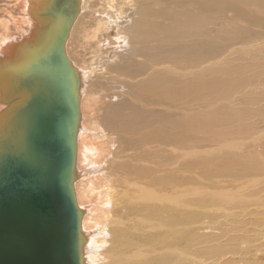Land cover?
Instances as JSON below:
<instances>
[{
	"label": "bare ground",
	"instance_id": "6f19581e",
	"mask_svg": "<svg viewBox=\"0 0 264 264\" xmlns=\"http://www.w3.org/2000/svg\"><path fill=\"white\" fill-rule=\"evenodd\" d=\"M45 2L0 0V63L33 42ZM76 3L63 48L83 264H264L263 233L241 246L255 237L234 217L264 205V0ZM202 147L201 169L182 170ZM229 203L242 210L224 226L246 228L223 239Z\"/></svg>",
	"mask_w": 264,
	"mask_h": 264
},
{
	"label": "water",
	"instance_id": "95a60500",
	"mask_svg": "<svg viewBox=\"0 0 264 264\" xmlns=\"http://www.w3.org/2000/svg\"><path fill=\"white\" fill-rule=\"evenodd\" d=\"M42 7L33 42L0 63V264H83L78 78L63 48L78 3Z\"/></svg>",
	"mask_w": 264,
	"mask_h": 264
},
{
	"label": "rangeland",
	"instance_id": "374dc122",
	"mask_svg": "<svg viewBox=\"0 0 264 264\" xmlns=\"http://www.w3.org/2000/svg\"><path fill=\"white\" fill-rule=\"evenodd\" d=\"M2 4H4V3H2ZM3 8H4V5H0V10H3ZM77 54L79 55V52ZM262 90H264V84H262ZM239 96H241V95L239 94ZM203 149H205V147H202L201 149H199V152L192 151V153L190 155L186 154L185 157H183L184 155L182 154V162H183V164H182V170L183 169H190V170L191 169H201L202 165L200 164V156H201L200 153H201V151ZM175 153H176V150H173V152H171V153L168 154V157H170V158L175 157V159H176L177 154H175ZM120 155H122V154H120ZM185 158L188 159V162L187 163L184 161ZM252 205L249 204L248 207H245V211L241 213L240 210H242V209L237 208L238 205L229 203L228 204V207H227L228 210L227 209H222V210L220 209L217 212H215L217 215H220V217L218 216L216 218L217 220L215 219V221H216L215 222V225L216 226H220V229L219 230L224 234V236L222 237L223 239H226L227 236L232 235V234L238 235V234H240L242 232V230L244 228H246L244 225H242V224H240L238 222L236 224L233 223V226L236 227V229H234V230L232 229L233 228L232 223L231 224H228V225H225V226L223 224L226 221L228 222V221H231L232 220V217H233L232 216V213L233 212L240 211V213L243 214V216H234V217L236 219H239V218L240 219L241 218L247 219L246 222H247V226H248V228H247L248 231L247 230H244V232L245 233L248 232V234H250L252 237H255L257 239L256 240L255 238H249V239H247L246 243H244V245H241V246L254 247L255 246V243L256 244H259V242L262 241L261 239H263V241H264V237H262V238L260 237L261 233H263V235H264V219H263L264 218V214H263L264 213V209L262 208L264 205L263 206H257V205H253L252 206ZM215 207H221V208H223V206H221V205H217ZM238 209H240V210H238ZM244 214H245V216H244ZM223 219H225V220H223ZM252 223L254 225H252ZM252 229H255V231H252ZM259 238H261V239L258 240ZM201 247H202V244L201 243L194 244V248H199L200 249ZM258 256L260 257L261 261L264 263V250L263 249L261 250V254H258ZM202 259H204V257H202Z\"/></svg>",
	"mask_w": 264,
	"mask_h": 264
}]
</instances>
